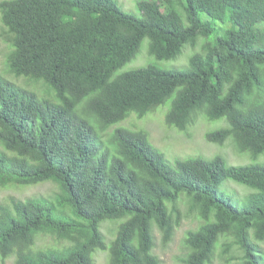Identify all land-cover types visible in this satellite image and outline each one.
I'll return each mask as SVG.
<instances>
[{"label":"trees","instance_id":"trees-1","mask_svg":"<svg viewBox=\"0 0 264 264\" xmlns=\"http://www.w3.org/2000/svg\"><path fill=\"white\" fill-rule=\"evenodd\" d=\"M178 1L184 16L156 0L139 1L137 12L118 0L0 1L8 73L45 88L0 75V189L56 186L52 197L0 201L2 261L93 264L106 251L108 264H159L154 230L170 243L184 198L200 224L186 232L183 264L217 256L264 264V163L228 166L217 155L171 164L146 131L115 126L167 105L168 127L185 131L199 114L225 120L208 143L231 140L254 161L264 155V0ZM200 37L207 43L186 68L118 72L143 40L162 61ZM227 181L249 193L235 199ZM106 222L116 225L109 244ZM48 235L66 246L36 247Z\"/></svg>","mask_w":264,"mask_h":264},{"label":"rangeland","instance_id":"rangeland-1","mask_svg":"<svg viewBox=\"0 0 264 264\" xmlns=\"http://www.w3.org/2000/svg\"><path fill=\"white\" fill-rule=\"evenodd\" d=\"M2 1V0H0ZM142 0H118L123 10L129 12H137L136 3ZM160 8L168 10L169 2L173 4V9L181 16H184L180 2L178 0H156ZM172 7V6H171ZM224 27V26H222ZM220 26L219 28L222 29ZM258 28L264 29V23L258 25ZM3 26L0 23V32ZM222 31V30H221ZM207 43L205 38L200 37L194 46L185 45L182 53L174 59L157 61L147 55L148 41L143 40L140 51L137 56L126 63L120 71L129 70L140 66L157 65L164 69H183L188 67L189 58L193 53L201 52L202 46ZM9 46L0 37V75L13 83H17L23 87L35 89L40 92L44 90L42 84L33 85L23 78H15L9 74L4 64ZM167 109L166 106H159L156 111L146 114L144 117L139 118L131 113L125 120L116 124L129 129H141L148 133L150 143L158 149L166 161L173 163L175 158H188L203 156L205 158H213L217 155L222 156L227 162L228 166H244L254 162L264 163V155L258 157L256 161L248 155L241 154L236 149L231 140H227L223 145L208 143L205 140V134L209 131L220 129L227 124L225 120L208 121L203 115H198L195 120L188 125L185 131H178L174 128L168 127L164 122V114ZM114 128V127H113ZM264 131V127H263ZM225 190L232 194L237 200L249 193V190L234 182L227 181ZM56 192V186L52 183H43L40 185L28 188H9L0 189V201L3 202L9 197H15L25 200L30 197H52ZM171 207L170 205L168 206ZM176 208L180 212V224L175 228L174 235L169 244L164 245L161 239V234L158 230H154V249L153 254L158 258L159 264H183L184 257L186 256L187 249L184 245V237L186 232L195 230L200 224V218L196 211L189 208L187 200L181 198ZM101 232L105 238L106 244H109L115 234L116 225L111 222L103 223L100 227ZM261 250L264 251V242L258 243ZM53 247L58 248L66 246V241H58L51 236H42L37 240L36 247ZM237 258L232 261L225 262L223 258L218 256L214 258L211 264H234ZM0 264H15L14 256H11L4 261L0 259ZM93 264H108V253L106 251H96L93 256Z\"/></svg>","mask_w":264,"mask_h":264}]
</instances>
